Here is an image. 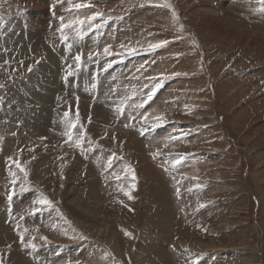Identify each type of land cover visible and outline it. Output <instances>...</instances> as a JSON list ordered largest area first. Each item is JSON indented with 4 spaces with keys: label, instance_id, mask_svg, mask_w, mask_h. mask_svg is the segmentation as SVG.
Wrapping results in <instances>:
<instances>
[{
    "label": "rangeland",
    "instance_id": "obj_1",
    "mask_svg": "<svg viewBox=\"0 0 264 264\" xmlns=\"http://www.w3.org/2000/svg\"><path fill=\"white\" fill-rule=\"evenodd\" d=\"M0 264H264V3L0 0Z\"/></svg>",
    "mask_w": 264,
    "mask_h": 264
},
{
    "label": "snow or ice",
    "instance_id": "obj_2",
    "mask_svg": "<svg viewBox=\"0 0 264 264\" xmlns=\"http://www.w3.org/2000/svg\"><path fill=\"white\" fill-rule=\"evenodd\" d=\"M261 2L262 3H264V0H261ZM82 5H77V7H81ZM164 7H171L169 4H164L163 5ZM55 7V4H53V8ZM97 15H100L99 13L97 14ZM172 16H173V19L175 20L176 19V13H175V11H173L172 12ZM95 17H89L88 19H89V21H91V20H93ZM65 26L62 24L61 25V28L60 29H57V31H60L61 32V39L62 40H67V37L66 36H64L63 35V32H62V29L64 28ZM182 27V26H181ZM177 39H181V37H177ZM168 43V41H160L159 43H156V44H152V45H150L149 47L151 48V49H155V48H158V47H160V46H162V45H165V44H167ZM193 43H195L194 41H193ZM105 54L107 55V54H109V52H108V49L107 48H105ZM75 62H76V66H77V68H79L80 66H81V56L78 54L75 58ZM29 71H31V68H29ZM157 87H159V85H157ZM151 97L149 96V99H150ZM78 99V98H77ZM145 103H147V101H144V102H142L140 105H138V107H143L144 106V104ZM116 111L118 112V114H120V115H123V113H124V111H125V107H124V102L122 101L121 102V106L120 107H118L117 109H116ZM79 115V109L77 108V116ZM64 116L65 117H68L69 116V113L68 112H65L64 113ZM145 116H147V113L145 114ZM131 118V117H130ZM127 126V125H126ZM76 127V125L75 124H72V123H69L68 125H67V131L65 132V133H63L64 135H66L67 137H68V141H71L72 140V129L73 128H75ZM142 135H143V133H141ZM84 139H85V137H84V133H83V131H81V133H80V136L76 139V141H75V145L77 146V147H80L81 148V150L83 151V141H84ZM109 160L111 161V157L109 158ZM179 161L177 160V163H178ZM17 168H20V170L21 171H24V169L23 168H21L20 167V165L17 163ZM109 166H110V164H109ZM129 171H131L130 169H129ZM25 174V176H27V172H25L24 173ZM12 175H14V174H12ZM117 179H119V177H117ZM13 183H15V181H13ZM22 191L24 190L23 189V187H22V189H21ZM121 191H123V189H121ZM126 196H128V199H133V197L131 196V195H129L127 192H125L124 193ZM12 197L11 196H9V199H11ZM35 203H37V204H40V205H46V206H48V207H52V204H51V201H49L46 197H41L39 200H37V201H35ZM40 209H34V211H39ZM125 235L127 236V235H130L129 233H127V232H125ZM41 239H43V240H46L47 238L46 237H41ZM20 241H21V244L22 245H24V247H29V248H32V249H35V245L34 244H32V242L31 241H29L27 244H25L24 243V237H23V234H20Z\"/></svg>",
    "mask_w": 264,
    "mask_h": 264
},
{
    "label": "bare ground",
    "instance_id": "obj_3",
    "mask_svg": "<svg viewBox=\"0 0 264 264\" xmlns=\"http://www.w3.org/2000/svg\"><path fill=\"white\" fill-rule=\"evenodd\" d=\"M226 4V3H225ZM227 8V9H226ZM228 10H229V7L228 6H222V9L220 8V11H222V12H224L223 13V15L225 16V17H227V18H229L230 17V15L231 14H228L227 12H228ZM227 13V14H226ZM224 18V17H223ZM231 20H232V18H230ZM228 21V20H227ZM226 21V22H227ZM233 21V20H232ZM231 28V27H230ZM235 30V29H234Z\"/></svg>",
    "mask_w": 264,
    "mask_h": 264
}]
</instances>
